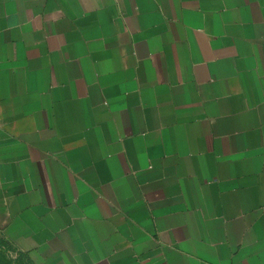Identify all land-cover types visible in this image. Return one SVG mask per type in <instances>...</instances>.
Segmentation results:
<instances>
[{
  "label": "crops",
  "instance_id": "crops-1",
  "mask_svg": "<svg viewBox=\"0 0 264 264\" xmlns=\"http://www.w3.org/2000/svg\"><path fill=\"white\" fill-rule=\"evenodd\" d=\"M1 243L264 264V0H0Z\"/></svg>",
  "mask_w": 264,
  "mask_h": 264
},
{
  "label": "rangeland",
  "instance_id": "rangeland-1",
  "mask_svg": "<svg viewBox=\"0 0 264 264\" xmlns=\"http://www.w3.org/2000/svg\"><path fill=\"white\" fill-rule=\"evenodd\" d=\"M0 264H31V263L25 256L19 255L8 245L1 243Z\"/></svg>",
  "mask_w": 264,
  "mask_h": 264
}]
</instances>
